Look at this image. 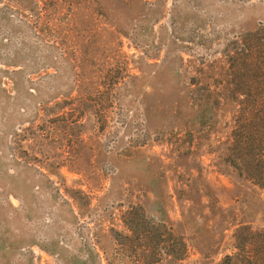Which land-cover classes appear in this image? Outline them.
I'll return each instance as SVG.
<instances>
[{"label":"rangeland","instance_id":"obj_1","mask_svg":"<svg viewBox=\"0 0 264 264\" xmlns=\"http://www.w3.org/2000/svg\"><path fill=\"white\" fill-rule=\"evenodd\" d=\"M249 31L264 0H0V264H141L131 208L161 264H218L243 225L264 264V190L219 157L234 106L191 124Z\"/></svg>","mask_w":264,"mask_h":264},{"label":"trees","instance_id":"obj_2","mask_svg":"<svg viewBox=\"0 0 264 264\" xmlns=\"http://www.w3.org/2000/svg\"><path fill=\"white\" fill-rule=\"evenodd\" d=\"M245 35L237 42L235 72L232 74L233 79H226L228 85H223L219 89L203 86L201 89H195L198 96L193 95V101L197 108L193 112L191 124L196 130L208 129L217 121L218 110L226 105L234 106L235 112L230 117L231 129L218 149L219 157L221 162L231 167L241 179L264 190V33L257 36L249 31ZM236 81L243 86L230 87V84ZM133 209L124 215L131 235H123L116 231L117 236L122 238L119 244L126 249L130 246V249H133L132 246L136 245V248L142 251L141 264H161L163 261L156 259L155 251L150 246L153 234L162 240L164 226L154 225L137 209ZM236 232L234 248L237 252L225 255L218 264H238L240 253H243V258L249 257L251 231L243 225ZM168 234L172 238V243H167L163 248L159 245L157 248L161 250V254L170 256L171 262L176 263L182 259L184 243L173 233Z\"/></svg>","mask_w":264,"mask_h":264}]
</instances>
